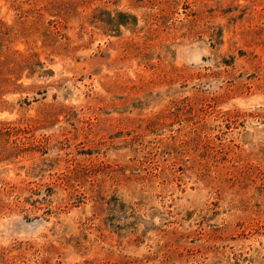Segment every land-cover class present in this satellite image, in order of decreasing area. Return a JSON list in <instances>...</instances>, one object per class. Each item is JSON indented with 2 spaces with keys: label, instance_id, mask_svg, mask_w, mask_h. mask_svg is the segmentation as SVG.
<instances>
[{
  "label": "rangeland",
  "instance_id": "obj_1",
  "mask_svg": "<svg viewBox=\"0 0 264 264\" xmlns=\"http://www.w3.org/2000/svg\"><path fill=\"white\" fill-rule=\"evenodd\" d=\"M0 264H264V0H0Z\"/></svg>",
  "mask_w": 264,
  "mask_h": 264
},
{
  "label": "trees",
  "instance_id": "obj_2",
  "mask_svg": "<svg viewBox=\"0 0 264 264\" xmlns=\"http://www.w3.org/2000/svg\"><path fill=\"white\" fill-rule=\"evenodd\" d=\"M105 24L109 26L110 29L115 28V30L118 31L120 27L127 25V22L126 21L114 22L112 19L109 18L107 21H105Z\"/></svg>",
  "mask_w": 264,
  "mask_h": 264
}]
</instances>
